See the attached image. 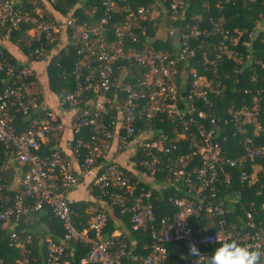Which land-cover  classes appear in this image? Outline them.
Segmentation results:
<instances>
[{"label":"built area","instance_id":"2783aa9c","mask_svg":"<svg viewBox=\"0 0 264 264\" xmlns=\"http://www.w3.org/2000/svg\"><path fill=\"white\" fill-rule=\"evenodd\" d=\"M56 1L47 0L50 6ZM99 1L102 14L91 25L72 12L57 20L48 11L0 0V37L10 40L13 32L21 31L16 44L25 57L12 56L0 45V142L10 149L7 161L0 164V179L15 165L14 181L18 170V188L0 182V224L10 241L18 240L17 228L22 223L47 208L64 233L58 241L45 238L43 264H70L67 245L72 240L88 245L80 261L91 264H207L209 247L228 239L264 252V219L255 221L251 210L231 218L230 206L237 199L222 194L231 184L226 167L241 168L240 182H251L245 163L252 167L255 159L264 158V143L244 135L237 140L240 153L228 156L219 140L220 118L209 116L196 103L222 89L215 65L214 75L209 77L199 71L207 69L205 61L199 63L201 68L192 64L199 41L221 34L223 53L235 52V37L227 30L224 14V5L231 0H218L216 15L207 20L198 18L181 27L171 22L184 19L185 0H151L135 6L130 0ZM117 6L121 19L109 29ZM164 15L166 34L172 40L169 52L156 50L157 35L148 33ZM22 24L28 27L22 29ZM66 28L73 32L71 42L79 43L72 68L76 87L60 95L58 103L89 105L73 112V134L83 127H89L90 134L72 142V155L78 159L81 174L91 173L92 185L109 191L107 206H116L121 219L129 213L131 229L147 236L140 248L137 238L127 242L128 230L125 234L106 231L109 209L101 204L105 193L97 194V203L85 208L57 190L59 184L65 192L77 183L71 156L60 149L40 152V145L62 131L64 123L57 111L39 100L31 61L45 55L44 45L58 41ZM19 39L29 44L36 41L39 46L25 53ZM57 45L47 51L51 56L61 48ZM259 110L258 98L253 96L250 105L231 106L223 123L232 122L235 134L245 132L246 123L254 121L264 133L257 120ZM19 115L26 124L23 129L16 125ZM169 121L171 132L157 124ZM81 148L85 152L79 160ZM117 155L123 159L118 160ZM158 174L163 175L159 184L155 182ZM169 188L175 195L165 193ZM158 207H164L163 213H156ZM27 241H31L30 235ZM179 242L184 251L175 257L169 245ZM193 245L200 255L191 254ZM29 262L27 255L14 261L0 259V264ZM259 264H264V257Z\"/></svg>","mask_w":264,"mask_h":264},{"label":"trees","instance_id":"16d2710c","mask_svg":"<svg viewBox=\"0 0 264 264\" xmlns=\"http://www.w3.org/2000/svg\"><path fill=\"white\" fill-rule=\"evenodd\" d=\"M24 1H21L23 7H32L29 1ZM150 1L151 0H130V5H145L150 3ZM185 1L186 6L184 19L171 22L176 26L181 27L183 24L196 21L198 18H193L192 15L197 11H202V18L206 20L210 15H216L215 3L218 0ZM85 3H80L79 0H57L52 4V9L57 11L61 16L72 12L74 15L79 16L81 21H86L91 25H96L97 19L102 14L100 1L92 0L89 2L87 0ZM93 5H95L94 8H92ZM84 7H87V10H91L90 17L88 14L86 15L84 13ZM50 13L55 14L53 11ZM53 14L50 15L51 18H54L55 15ZM224 14L227 18V30L230 36H233V38L235 37V45L233 46L235 52L231 55L223 53L220 43L222 40L221 34L211 35L199 41L200 44L197 46L196 54L192 59V64L193 66L201 68L199 63L205 61L207 69L202 68L199 71H204L209 77L214 75L213 66L215 65L216 67V78L222 83L220 93L216 94L214 92H210L206 100L199 99L196 103L200 108H203L209 116L220 118V123L223 126V130L219 136L222 150L228 156H236L241 151V145L237 140L244 135L252 137L256 143H264V133L262 130L255 131L256 123L254 121L246 123L245 132H238L235 134V127L232 122L225 125L223 123V120L229 117V112L227 111L228 105L233 108H238L244 104L250 105L253 102V96H256L260 104V112L257 116V120L261 126L264 127V0H231L229 3L224 5ZM120 19L121 17L115 14L114 19L108 24L109 29H111L114 22ZM166 20V15L160 16V18L157 19V25H151L148 28L149 35L154 37L157 27L159 26L158 24L163 22L166 24ZM27 27V24H22V29H26ZM65 31L69 35V42L58 50L57 55L50 58L46 67L49 85L51 89L57 90L60 95L72 92L76 87V81L72 73V68L73 62L76 59V49L79 43L71 42L73 32L70 28H66ZM20 34L21 31L13 32L11 41L16 43V39L20 37ZM154 38L153 47L156 50H164L168 52L173 50L171 37H169L167 41L162 40L157 36ZM57 42L58 41L51 44H45L44 46L46 51H49ZM18 44L25 53H28L30 49L33 50L39 46V43L36 41H32L31 44H29L22 39H19ZM39 100H41L40 96ZM64 106L65 108H70L72 106L80 108L89 107V105L85 102H75L73 104L65 103ZM20 118L21 116L19 115L17 118L18 123L16 125L17 127L23 129L26 127V124L20 121ZM206 121L208 125V120ZM157 124L158 126H162L165 131L171 132L170 129L172 126L170 121V125L165 122ZM89 134L90 128L83 127L80 133L73 134L72 142H74V140L79 136L86 138ZM52 151L53 150L48 149L47 146L40 145L41 153H50ZM84 152L85 149L81 148V153L78 156L79 160L84 155ZM9 155L10 149L0 142V164L5 163ZM255 163L260 165V169L257 172V178L252 183L240 182L239 176L241 168L226 167V170H228L231 175V184L222 189V194H231L237 197L236 203L230 206L231 218H234L237 213L242 215L244 210H251L255 221L264 219V158L255 159ZM245 168L247 171H251L250 162L247 161L245 163ZM14 173V168L9 166L5 171L4 176L0 179V182L2 184L4 183L7 187L10 186ZM157 176V178H161L163 175L158 174ZM93 188L96 194L103 195L102 193H105L102 196L105 202L110 201L107 197L109 191L98 188L94 185ZM165 193L175 195V191L170 188ZM90 204L93 203H82L85 208ZM111 208H113L119 216L118 208L116 206H111ZM163 208L164 207H158L156 209V213H163ZM48 215L53 218V221L51 222L52 224H50L49 229H46V232L53 240L58 241L59 236L63 235L64 229L61 226L60 221L53 216L47 208L30 217L28 219L29 223L27 226L22 223L17 228L20 236H26L28 233H31L30 229L36 226L35 224L37 223V219L43 220L45 216ZM81 216L83 217V223H85L86 214L83 212ZM129 216V213H126L122 217L129 227L128 232L125 234L127 242H130L132 238H137V247L140 248L141 245L147 241V236L131 229ZM106 231L109 233L112 232L110 213ZM34 236H36V233H34ZM9 240L8 232L0 224V259L14 261L16 256H19L18 249L14 247ZM220 243L210 246V252ZM169 247L171 248L170 250L172 254L177 257L184 251L185 246L183 243L179 242L178 244L170 243ZM69 248H72V254L69 256L70 264H91L81 263L80 261L88 252L89 247L87 244L79 240H72L68 246V251ZM144 252L145 251L142 250V253ZM34 254L38 255L36 252H34ZM28 258L30 260L29 264H36L38 260L37 258L35 260H33L32 257ZM41 264H43V262Z\"/></svg>","mask_w":264,"mask_h":264},{"label":"crops","instance_id":"0c3cea01","mask_svg":"<svg viewBox=\"0 0 264 264\" xmlns=\"http://www.w3.org/2000/svg\"><path fill=\"white\" fill-rule=\"evenodd\" d=\"M16 2H21L24 0H15ZM29 1L30 4L32 5V7L36 10V11H41V12H52V6L49 5V3L47 2V0H26ZM25 2V1H24ZM55 18L57 20H60L61 18L59 16H61L59 13L55 14ZM66 32V31H65ZM62 36V38H61ZM67 32L64 33V31L62 30L60 32V39L59 40H64L66 45L69 41V37L67 36ZM0 45L6 47L10 52L12 56H16L17 58L23 60L25 57H22L23 54L22 52L19 50L17 44L13 41L10 40H5L3 38L0 37ZM63 45V44H62ZM58 46V45H57ZM38 62H36L37 64ZM37 65H40V63H38ZM42 67V66H41ZM44 70V69H43ZM50 97H48L49 99ZM48 103V100L46 101ZM47 106L53 108L55 111H57L61 117L62 122L64 123V128L62 131H60L59 133H57L56 135H51L50 137H48L46 139V141H44L41 145L47 146L48 149L53 150V149H60L61 151H64L65 153H67L69 156H71V158L73 159V170L75 171V173L78 176V180L75 186L69 188L67 191H63V188L60 187L59 184V188L57 189L60 193H64L66 198L71 201V202H81V203H85V204H89V203H93L96 204L97 203V194L94 192V188L93 185L91 183V173L88 174H81L79 172V168H78V159L76 157H74L72 155V150H71V144H72V138H73V132L70 128V122H71V118L73 115V112L75 111V109L77 107H70V108H64L63 106H60L58 104V100L57 102H53L49 100V103L46 104ZM258 127L256 124L255 127V131H258ZM123 155H117V159L118 160H122ZM96 169H93V171H95ZM16 177H18V170L16 172ZM15 177L13 183L10 184V186H6L7 188H11V189H16L18 188V179ZM150 180V179H149ZM155 182L157 184L162 182V179H155ZM101 204L103 206H107L108 204H106V202L102 201ZM91 205V204H90ZM108 207V206H107ZM109 209V213H110V223L112 224V231L113 232H123L125 234V231L129 229L128 225L126 224L125 220L121 217H118V214L115 212V210H113V208L108 207ZM87 216V215H86ZM47 237H50L49 235ZM51 238V237H50ZM61 239V236H59L58 240ZM133 239V238H132ZM70 242L67 245V248L69 246ZM44 247V246H43ZM43 248L41 250V254H42ZM69 256L72 254V248H69ZM35 255H32V259L35 260L36 258L34 257ZM70 259V258H69ZM42 261H43V256H42ZM42 263V262H41Z\"/></svg>","mask_w":264,"mask_h":264},{"label":"rangeland","instance_id":"374dc122","mask_svg":"<svg viewBox=\"0 0 264 264\" xmlns=\"http://www.w3.org/2000/svg\"><path fill=\"white\" fill-rule=\"evenodd\" d=\"M80 3H85V1L87 0H79ZM89 2H91L92 0H88ZM86 4V3H85ZM95 5L92 6V8H94ZM85 9V14L89 15L90 17V14H91V10L88 9L87 10V7H84ZM89 11V12H88ZM120 11V7H115V14L116 15H119ZM53 12L55 14H58L57 11H54ZM193 18H202V11H197L195 12L193 15H192ZM119 21V20H118ZM116 21V22H118ZM159 26L157 27V30L155 32V34L160 37L162 40H168V36L166 34V24L165 22L163 23H160L158 24ZM64 33L65 30H63ZM67 36L69 37V35L67 34ZM66 36V37H67ZM62 38V36H61ZM60 39V38H59ZM65 44V41L64 40H58V46L57 47H63V45ZM161 49V48H160ZM50 57L51 54L48 53L47 51H45V55L43 54L42 55V58H39L37 60H32L31 63L33 65V67L35 68V71H36V75H37V80H38V93L41 98V100L46 104L49 103V100L50 101H55L57 102V100H59V92H57V90H53L51 89L50 85H49V79H48V75H47V71H46V67H47V64L50 60ZM36 62L40 63V65H37ZM42 66V67H41ZM44 69V70H43ZM48 97H50L48 99ZM48 100V103L46 102ZM59 104V103H58ZM60 105V104H59ZM60 106H63L65 108L64 105H60ZM231 108L230 105L227 106V111H229ZM127 155V153H126ZM13 168H15V165H12ZM260 169V165L259 164H254L252 167H251V177H252V180L250 183H252L257 177V172L258 170ZM14 177H12L13 179ZM11 183H13V180L11 181ZM237 199V197H236ZM53 221V218H51V216H45V218L43 220H39L37 219V223L35 224L36 226L33 228L30 229L31 233H28L27 235H30V239L31 241L28 242L27 241V235L26 236H20L19 234V238L16 242H12L9 240V242L18 249V257L16 256L15 259L17 258H20L21 256L23 255H27L28 257H31L32 255H35L34 252L38 253V255H35L34 257L37 258V262L36 264H41L42 262V254H41V250L45 244V238H47L48 236V233L46 232V229H49L50 227V224H52L51 222ZM29 223V221L27 220L26 222H24L23 225H26ZM34 233H36V236H34ZM31 255V256H29Z\"/></svg>","mask_w":264,"mask_h":264},{"label":"clouds","instance_id":"9594fccd","mask_svg":"<svg viewBox=\"0 0 264 264\" xmlns=\"http://www.w3.org/2000/svg\"><path fill=\"white\" fill-rule=\"evenodd\" d=\"M194 256L200 255L196 246H191ZM264 252L251 246L241 244L233 239L224 240L208 256L207 264H259Z\"/></svg>","mask_w":264,"mask_h":264}]
</instances>
